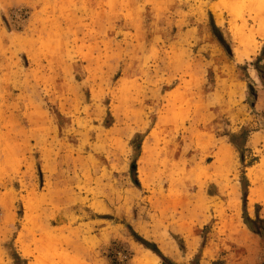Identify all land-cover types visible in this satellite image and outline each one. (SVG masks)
Wrapping results in <instances>:
<instances>
[{
  "label": "rangeland",
  "instance_id": "1",
  "mask_svg": "<svg viewBox=\"0 0 264 264\" xmlns=\"http://www.w3.org/2000/svg\"><path fill=\"white\" fill-rule=\"evenodd\" d=\"M216 2L0 0L7 264H140L149 248L134 231L176 264H201L205 241L223 259L243 253L234 233L246 226L245 177L248 191L264 193V99L254 113L239 64L259 55L264 36L239 61L235 30L247 20ZM226 72L243 82L234 98ZM246 126L243 160L227 134ZM223 142L232 164L220 178ZM253 169L263 170L259 179Z\"/></svg>",
  "mask_w": 264,
  "mask_h": 264
},
{
  "label": "bare ground",
  "instance_id": "2",
  "mask_svg": "<svg viewBox=\"0 0 264 264\" xmlns=\"http://www.w3.org/2000/svg\"><path fill=\"white\" fill-rule=\"evenodd\" d=\"M214 8L216 10L226 9L233 18H244L247 20V22L244 21V23L236 25L235 33L240 42L244 45V49L238 51L237 58L239 61L248 59L255 51L252 47L255 37L258 35L264 36V0H217L214 4ZM249 20L253 22L252 25L248 24ZM232 77L233 76L230 75L229 72H226L224 75V82L229 85L230 98L236 97L241 91L240 81L237 78ZM216 158L213 175L223 178V172L228 170L232 164L231 148L229 144H224L219 148ZM262 172V169H253L251 173L255 179H259ZM227 187L230 189L233 199L232 202L234 203V207H236L235 200L237 199V187L229 182L227 183ZM263 195L264 194L259 188H254L251 193V200L257 201ZM236 230L234 233V239L240 240L246 245L254 246L253 236L249 233H241ZM160 240L164 250L166 252H171L174 245L170 241H167L166 236L160 235ZM205 254L207 256L213 254L212 245L206 249ZM138 261L140 264H161L159 262V256L150 249H147L146 253L140 254ZM0 264H7L2 257H0Z\"/></svg>",
  "mask_w": 264,
  "mask_h": 264
},
{
  "label": "trees",
  "instance_id": "3",
  "mask_svg": "<svg viewBox=\"0 0 264 264\" xmlns=\"http://www.w3.org/2000/svg\"><path fill=\"white\" fill-rule=\"evenodd\" d=\"M4 20L7 22L6 18L4 17ZM220 28L215 24V31H219ZM252 66L253 71L255 75L253 76L251 73L248 72L249 66ZM239 67L244 71L246 78L243 80L247 81L248 83V98L247 103L250 107V109L257 113L256 111V103L259 96V88L264 89V49L257 55L251 62L247 61L244 64H239ZM261 115L264 118V109L261 112ZM252 129L249 127H243L238 132H230L228 133L229 142L239 151L241 154L242 159L244 160V152L247 149V142L249 140V137L251 135ZM141 134H138L140 136ZM251 165L253 163H250ZM131 171L133 180L137 185H140L138 179H137V161L133 160L131 163ZM243 185L245 187L244 195H243V202H244V208H245V222L249 226V228L261 235L264 238V218L257 217L252 218L248 214V211L246 209L247 205V195H248V186H249V180L247 177H245V181H243ZM135 236H137V239L143 243L147 248L153 250L160 258H162L163 264H176V262L170 258L169 256L165 255L157 245L153 244L149 240L140 237L138 238V234L134 231L133 232ZM176 237V236H175ZM181 248L184 249V244H181ZM23 264H25V260H23ZM214 264H226L223 259L217 260L214 262ZM264 264V261L259 263Z\"/></svg>",
  "mask_w": 264,
  "mask_h": 264
},
{
  "label": "crops",
  "instance_id": "4",
  "mask_svg": "<svg viewBox=\"0 0 264 264\" xmlns=\"http://www.w3.org/2000/svg\"><path fill=\"white\" fill-rule=\"evenodd\" d=\"M239 83H241V86L243 85L242 84L243 82H239ZM262 99H264V97L261 96V91L259 90V96H258L257 103H256V109H258V105H259L260 101H262ZM145 144H146V139L143 143L144 147H145ZM224 144H229V143L223 142L221 147ZM252 165H249V166H252ZM248 180H249V178H248ZM251 193H252V190L251 191L249 190L248 195H247L246 209L248 211V214L251 217H253V213H254L255 217L259 216V217L264 218V205L261 206L263 203L260 202V200H262V198H264V195L260 199H258L257 201H252L251 200ZM251 204H253L254 207H250ZM241 232L242 233L243 232L249 233L251 236H253L254 246L246 245L243 242H241L240 240L234 239L235 240L234 242L240 243V245H242V247H244L243 253H241V255L238 257L235 256V258L232 257L228 260L225 258L224 259L220 258L219 255H217V252L214 248V245L212 243L210 244L208 241H205V243L202 246V250H201V258H200L201 264H206V263L214 264L215 261L220 260V259H223L226 264H259V263L263 262L264 261V246L262 245V243L264 244V238L261 235L253 232L247 224ZM257 237H259V239H261L262 243H261V241L258 240ZM211 245L213 246V254L211 256H207L205 254V251ZM217 248L221 249V248H219V246H217ZM91 264H93V263H91Z\"/></svg>",
  "mask_w": 264,
  "mask_h": 264
}]
</instances>
